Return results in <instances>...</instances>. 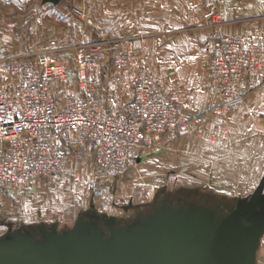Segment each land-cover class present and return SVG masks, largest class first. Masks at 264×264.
<instances>
[{
  "label": "crops",
  "instance_id": "crops-1",
  "mask_svg": "<svg viewBox=\"0 0 264 264\" xmlns=\"http://www.w3.org/2000/svg\"><path fill=\"white\" fill-rule=\"evenodd\" d=\"M26 1L12 0L16 27L0 34V56L26 47L22 30L34 29L33 8ZM216 6L222 11L226 33L264 42V0H105L104 12L110 14V33L144 38L158 87L163 92L183 93L190 114L211 108L217 100L205 74L213 25L204 17L206 10ZM114 15L117 20L111 18ZM228 129L226 136L215 140L208 133H184L164 138L161 149L136 148L131 153L126 170L132 161L138 168L150 160L156 170L168 172L175 170L172 164L179 165L193 177L198 175V184L173 190L164 182L152 190L150 198L117 201L113 190H107L113 180H102L97 182L105 192L101 201L81 208L72 222L60 225L51 218L30 215V224L22 230L8 228L0 234V248L29 239L33 247L24 250L23 260L38 249L44 264H90L93 253L102 247L110 260L128 251L161 252L168 264H191L192 255L200 253L220 225L230 220L239 222L238 236L249 232L259 238L242 264H264V84L230 114ZM88 160L93 164L92 155ZM41 187L32 183L29 192H36L30 196H40ZM5 200L0 194V207ZM257 221L259 225L246 229ZM145 238L151 240L143 243Z\"/></svg>",
  "mask_w": 264,
  "mask_h": 264
},
{
  "label": "built area",
  "instance_id": "built-area-1",
  "mask_svg": "<svg viewBox=\"0 0 264 264\" xmlns=\"http://www.w3.org/2000/svg\"><path fill=\"white\" fill-rule=\"evenodd\" d=\"M204 17L213 25L205 74L217 100L202 112L188 114L182 94L158 91L140 35L88 39L84 32L74 45L71 73L46 52L13 56V98L0 71V194L65 170L78 180L75 166L88 154L94 176L111 178L126 170L136 148H155L184 133L226 136L230 114L264 84V42L226 33L220 7ZM69 76L73 87L61 102L53 88Z\"/></svg>",
  "mask_w": 264,
  "mask_h": 264
},
{
  "label": "rangeland",
  "instance_id": "rangeland-1",
  "mask_svg": "<svg viewBox=\"0 0 264 264\" xmlns=\"http://www.w3.org/2000/svg\"><path fill=\"white\" fill-rule=\"evenodd\" d=\"M26 4L33 8L30 20L31 25L34 26V29L22 30L26 32L23 34L27 41L24 45L26 47L15 53L6 51L4 56H0L1 81L12 98L15 96V83L9 65L13 56L25 54L32 55L31 57L34 58L39 53L46 52L52 61L60 64L68 73H71L74 45L84 32L87 33V38L93 39H118L136 36L110 33L108 28L110 14L104 12L105 0H61L58 4H52L45 0H27ZM12 5V0H0V34L16 27L13 21ZM44 5L47 7L42 9L41 6ZM111 18L118 19L116 15ZM146 45L147 55L149 46ZM146 58L158 91L168 93L161 91L154 79L152 65H149L148 62L149 60L152 64V56H146ZM107 61V63L111 61L110 56H107ZM111 78L112 70L108 68L107 85L112 83ZM72 87L73 78L69 76L68 82H57L53 92L63 102L67 92ZM163 147L159 145L155 150ZM89 157L90 154L75 166V171L79 175L78 180H75L71 170H65L45 178H34L25 184L2 192L1 194L6 200L0 207V234L8 228L17 231L22 230L27 224H30L28 220L30 215H36L41 219L51 218L54 220L53 222H58L60 225L65 224L67 220L72 222L81 208L90 206L91 201H101L105 192L102 193L97 182L102 180H113L107 190L109 193H112L111 190H113L114 199L117 201L128 200L130 197L136 199L150 198L153 193L152 190L164 182L168 184L169 189L173 190L183 185H195L199 182L198 175L193 177L194 174L186 172L183 166L179 167V165L172 164L171 167L175 168L173 172H168L167 169L162 168L158 171L153 167L150 160L143 161L139 164L142 167L138 166V168L135 166L136 163L132 161L128 170L122 174L111 178H98L93 174V164L90 165ZM87 161H89L88 164ZM84 164L86 170L83 169ZM32 183L42 184L41 189L37 190L38 192L41 191L40 196H30L31 193L36 192H29ZM57 201L62 202L64 206L58 205ZM24 242L23 240L17 245V247L20 246L22 252L26 248ZM13 250L15 248L12 246ZM7 252L6 247L0 248V255H6Z\"/></svg>",
  "mask_w": 264,
  "mask_h": 264
},
{
  "label": "water",
  "instance_id": "water-1",
  "mask_svg": "<svg viewBox=\"0 0 264 264\" xmlns=\"http://www.w3.org/2000/svg\"><path fill=\"white\" fill-rule=\"evenodd\" d=\"M52 4H58L61 0H45ZM110 223H115V217L110 218ZM260 221L246 226L247 230L253 229L259 225ZM239 222L226 220L223 222L219 229L215 231L214 236L209 240L206 247L202 248V251L198 254L192 255L191 264H242L244 259L255 249L258 243V236L256 234H250L247 232L245 235L238 236L237 228ZM248 239L246 243L244 241ZM24 239L16 240L9 247L6 246L8 251L6 255H0V264H44L41 260L42 252L38 249L33 250V255L28 260H23V252L20 246L17 245ZM150 238L142 239V242H148ZM26 247L29 249L33 247V244L29 239L24 240ZM12 246L15 250L12 251ZM5 247V246H4ZM161 248V247H160ZM23 249V250H25ZM18 251V252H17ZM50 264V263H48ZM90 264H168L167 258L164 253L159 252H145L141 254H134L132 251H128L124 257L117 260H110L109 254L106 248L102 247L97 249L92 257Z\"/></svg>",
  "mask_w": 264,
  "mask_h": 264
}]
</instances>
